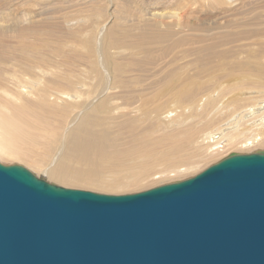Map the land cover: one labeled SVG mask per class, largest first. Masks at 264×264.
Here are the masks:
<instances>
[{
  "label": "bare ground",
  "instance_id": "6f19581e",
  "mask_svg": "<svg viewBox=\"0 0 264 264\" xmlns=\"http://www.w3.org/2000/svg\"><path fill=\"white\" fill-rule=\"evenodd\" d=\"M235 2L0 0V162L125 195L264 146V14Z\"/></svg>",
  "mask_w": 264,
  "mask_h": 264
},
{
  "label": "water",
  "instance_id": "95a60500",
  "mask_svg": "<svg viewBox=\"0 0 264 264\" xmlns=\"http://www.w3.org/2000/svg\"><path fill=\"white\" fill-rule=\"evenodd\" d=\"M0 264H264V151L126 195L0 163Z\"/></svg>",
  "mask_w": 264,
  "mask_h": 264
},
{
  "label": "rangeland",
  "instance_id": "374dc122",
  "mask_svg": "<svg viewBox=\"0 0 264 264\" xmlns=\"http://www.w3.org/2000/svg\"><path fill=\"white\" fill-rule=\"evenodd\" d=\"M234 1V0H233ZM261 2V0H256V1H254V3H257L258 5H254V3L253 4H249V3H246L244 0H236V4H237V6L239 7L240 6V11H241V15H240V17H242V18H249V17H251V16H254V15H252L253 14V12H257V10H258V12L256 13V14H258L259 13V11L261 12V14L263 13L264 14V12H262V11H264L263 9H262V11H261V8H264V7H262V5H264V3L263 4H261L260 2ZM263 1V0H262ZM235 4V5H236ZM242 4V5H241ZM234 5V4H233ZM253 5V6H252ZM246 6V7H245ZM254 7V8H253ZM258 7H259V9H258ZM261 7V8H260ZM242 8V9H241ZM256 8V9H255ZM255 9V10H254ZM240 11H238V12H240ZM237 12V13H238ZM254 13V14H255ZM255 14V15H256ZM47 16V15H46ZM42 17H45L44 15H41V17L39 16L38 17V19H43ZM48 17V16H47ZM37 19V18H36ZM37 19V20H38ZM1 22L2 23H4V19H2L1 20ZM6 22H8V23H11V21H8V19H6ZM211 23V22H210ZM220 23V21L218 20V22H217V24H219ZM217 29V28H216ZM213 30V31H217V30ZM250 40H252V39H250ZM249 40V41H250ZM258 42V41H256V40H253V41H250L251 43L252 42ZM250 42H248V40H247V42H246V40H244V41H241V43H249V44H246L247 45V48H249V45H251V43ZM262 42H264V39H263V41H261V43ZM241 43H239V44H241ZM259 43V42H258ZM258 43L257 44H255V43H252V44H254V45H256V46H253L252 47V45L250 46L251 48L250 49H255V48H259V46L260 45H258ZM260 44V43H259ZM263 45V44H262ZM243 46V45H242ZM245 46V45H244ZM264 46V45H263ZM262 47V46H261ZM244 48H246V47H244ZM263 53H264V51H263ZM262 53V56H263V59H264V54ZM203 81H205V84H208L207 83V80H206V78H203L202 77V79L200 80V81H198V82H196L198 85H202V84H204V82ZM221 82V81H220ZM217 82L216 83V85H212V86H210L209 88H210V90H208L207 89V91L206 92H204V93H200L199 94V96L197 97V100H204L207 96H209V94L210 95H212V96H217L219 99H220V102H227V99H228V97H229V95L230 94H226V95H222V94H220L222 91H221V89L219 88L220 87V85H222V83H225V82ZM219 84V85H218ZM209 85V84H208ZM215 88V89H214ZM256 90H254V89H251V88H249V89H247V93L244 95V97H246V96H250V97H256V102H259V101H263L264 100V96H262L263 94H261V93H259V92H255ZM246 103H249V101L248 102H246ZM251 103H253V102H250L249 104H251ZM242 146L240 145V148H241ZM258 147V146H257ZM257 147H253V146H251L250 147V149H249V147L248 148H246V149H244V147H242L241 149H237V148H239V145L238 146H236V148L235 147H233V149L231 150H229V151H227L226 152V156H217L218 158V160H214V162H212L211 164H215V162L217 161H220L221 159H223L224 157H227V156H229V155H231V154H240V155H248V154H252V153H256V152H259V151H264V146H259L258 148ZM254 148V149H253ZM254 151H253V150ZM248 150V151H247ZM232 151H233V153H232ZM242 151V152H241ZM236 152V153H235ZM250 152V153H249ZM216 162V163H217ZM1 163V162H0ZM2 164V163H1ZM9 164L10 165H19V166H22V167H24V168H26L27 170H29V171H31L30 169H28L27 167H25V166H23V165H21V164H19V163H3V165H5V166H9ZM211 164H210V166H211ZM207 167H209V166H207ZM206 169V168H205ZM31 173H33L37 178H44L45 179V177L42 175V174H39V176H37L36 175V173L35 172H32L31 171ZM193 173H195V174H193ZM196 173H199V172H193V171H191L190 170V172H188V173H184V174H170L171 176H167V177H164V176H162V175H160V177H155V179L154 178H152V179H150V181L146 184V185H144V187L145 188H142V190H140V191H138V192H142V191H146V190H149V189H152L153 187L155 188V187H158V186H162V185H166V183L167 184H172V183H174V182H178V181H182V180H185V179H188V178H191V177H193V176H195L196 175ZM191 175V176H190ZM193 175V176H192ZM159 176V175H158ZM174 176H176V177H174ZM164 177V178H163ZM173 177V178H172ZM160 180H159V179ZM162 178H163V180H162ZM180 178H181V180H180ZM154 179V181H152ZM46 180V179H45ZM165 180V181H164ZM152 181V182H151ZM154 182H156L155 184H154ZM48 183H50L49 181H48ZM153 183V184H152ZM159 183H161V184H159ZM51 184V183H50ZM158 184V185H157ZM55 185V184H54ZM153 185V186H152ZM156 185V186H155ZM61 187V186H60ZM69 189V188H68ZM77 190H79V189H77ZM134 193H137V192H134ZM129 194H133V193H129ZM126 195V194H125Z\"/></svg>",
  "mask_w": 264,
  "mask_h": 264
}]
</instances>
